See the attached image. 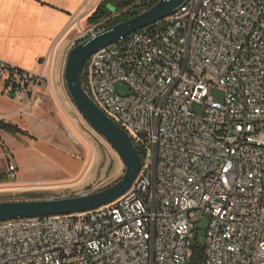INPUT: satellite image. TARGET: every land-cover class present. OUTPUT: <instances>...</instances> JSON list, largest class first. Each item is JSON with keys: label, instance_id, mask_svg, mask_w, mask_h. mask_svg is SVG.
I'll use <instances>...</instances> for the list:
<instances>
[{"label": "built area", "instance_id": "built-area-1", "mask_svg": "<svg viewBox=\"0 0 264 264\" xmlns=\"http://www.w3.org/2000/svg\"><path fill=\"white\" fill-rule=\"evenodd\" d=\"M81 77L141 170L96 210L1 222L0 264H191L195 210L208 217L202 264H264V0H189L92 55ZM47 82L45 63L35 72L0 59L1 93L30 100Z\"/></svg>", "mask_w": 264, "mask_h": 264}, {"label": "crops", "instance_id": "crops-1", "mask_svg": "<svg viewBox=\"0 0 264 264\" xmlns=\"http://www.w3.org/2000/svg\"><path fill=\"white\" fill-rule=\"evenodd\" d=\"M97 1L0 0V59L35 72L45 63L48 76L30 100L0 92V123L17 131L0 129V197L36 195L0 202L63 199L104 189H87L96 176L88 149L66 119L73 107L63 75L66 55L89 17L86 8ZM4 149L14 155L15 181L7 176Z\"/></svg>", "mask_w": 264, "mask_h": 264}, {"label": "water", "instance_id": "water-1", "mask_svg": "<svg viewBox=\"0 0 264 264\" xmlns=\"http://www.w3.org/2000/svg\"><path fill=\"white\" fill-rule=\"evenodd\" d=\"M188 1L159 0L139 15L73 44L66 55L63 75L70 100L86 123L111 145L123 161L125 169L120 180L105 189L77 197L0 202V223L90 212L113 203L130 189L141 170L142 158L128 135L85 93L81 75L92 55L171 16Z\"/></svg>", "mask_w": 264, "mask_h": 264}, {"label": "rangeland", "instance_id": "rangeland-1", "mask_svg": "<svg viewBox=\"0 0 264 264\" xmlns=\"http://www.w3.org/2000/svg\"><path fill=\"white\" fill-rule=\"evenodd\" d=\"M102 1L103 0L94 2L90 7V12L86 13L85 15L91 17ZM139 1H144L148 4L150 2H153L154 0ZM116 14L117 13H113L111 17L115 16ZM78 20L76 19L72 25L76 26ZM90 26L91 24H89L86 20V22L83 21L81 29H85ZM73 34L74 32L72 33V35ZM115 89L119 96L125 97L130 94L129 88L124 83H116ZM211 97L215 102H223L225 98L223 88L220 86H214L211 91ZM193 109L198 115L202 114V106L194 104ZM66 119L70 123V127L73 129L74 137L82 142L89 151L88 160L92 162L90 171L92 172V175L96 176V178L92 183L89 184L87 189H92L99 186L105 189L120 180L124 173L125 166L123 161L121 160L117 152L111 147V145L86 123V121L82 118L78 111L75 110V108H73V111L67 112ZM31 197H36V195L16 193L12 195H4L0 197V199ZM193 222L196 227L193 243L201 247L205 242V231L208 225V217L205 216L200 210H195L193 211Z\"/></svg>", "mask_w": 264, "mask_h": 264}, {"label": "trees", "instance_id": "trees-1", "mask_svg": "<svg viewBox=\"0 0 264 264\" xmlns=\"http://www.w3.org/2000/svg\"><path fill=\"white\" fill-rule=\"evenodd\" d=\"M138 1L139 0H103L97 10L87 19V21L91 25L104 21L103 29L106 30L139 15L158 2L155 1L147 4L144 1ZM113 13L117 14L111 17ZM81 42L82 41H77L75 45ZM0 129L9 132H17L15 128L3 123H0ZM140 155L142 156L141 153ZM191 264H202V250L200 246L195 243L192 245Z\"/></svg>", "mask_w": 264, "mask_h": 264}]
</instances>
